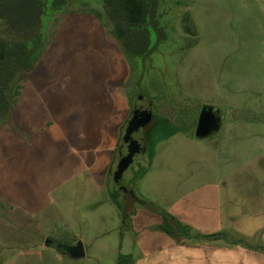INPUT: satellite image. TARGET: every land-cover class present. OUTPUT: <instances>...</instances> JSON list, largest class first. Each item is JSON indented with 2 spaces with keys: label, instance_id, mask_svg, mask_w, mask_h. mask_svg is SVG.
<instances>
[{
  "label": "rangeland",
  "instance_id": "1",
  "mask_svg": "<svg viewBox=\"0 0 264 264\" xmlns=\"http://www.w3.org/2000/svg\"><path fill=\"white\" fill-rule=\"evenodd\" d=\"M172 7L167 40L133 71L111 25L95 14L98 3L47 17L40 61L25 82L35 96L0 123V264H119L115 252L142 256L163 247L156 233L164 217L126 203L113 179L127 125L121 118L140 100L152 111L153 132L121 184L194 228L223 224L228 245L241 225L259 226L250 240L264 243V0ZM208 106L222 123L198 140ZM115 197L133 218L125 224ZM46 240L88 250L72 258Z\"/></svg>",
  "mask_w": 264,
  "mask_h": 264
},
{
  "label": "trees",
  "instance_id": "2",
  "mask_svg": "<svg viewBox=\"0 0 264 264\" xmlns=\"http://www.w3.org/2000/svg\"><path fill=\"white\" fill-rule=\"evenodd\" d=\"M91 1L98 3L101 11L95 14L104 17L111 25V33L119 42L121 50L132 68L137 61L145 63L167 40L168 20L166 16L174 7L187 6L189 0H0V123L7 122L15 109L23 85L29 74L38 65L46 43V19L50 15L79 8ZM171 3V4H170ZM185 29L191 33V17L184 16ZM140 79L137 82L139 85ZM131 110L133 109V101ZM122 138V137H121ZM119 140L115 153L121 154L122 145ZM116 162V161H115ZM114 163L112 168L114 167ZM111 168V169H112ZM144 203L155 207L164 217L167 225L159 228L173 238L181 240H226L224 233L203 235L195 232L190 226L181 223L154 203L143 199ZM115 202V201H114ZM120 211L122 224L130 219L127 205L115 202ZM153 211V210H151ZM155 212V211H154ZM232 245H243L264 254V245H250L242 239ZM57 251L67 255L64 245H55ZM128 256H120L119 264L128 260Z\"/></svg>",
  "mask_w": 264,
  "mask_h": 264
},
{
  "label": "crops",
  "instance_id": "3",
  "mask_svg": "<svg viewBox=\"0 0 264 264\" xmlns=\"http://www.w3.org/2000/svg\"><path fill=\"white\" fill-rule=\"evenodd\" d=\"M30 87L32 88V86L28 82L23 85L17 102L18 111L19 109H21L22 102L27 97L33 98L35 96L32 93L30 94V92L28 93V89ZM129 115L130 107L126 109L124 115L122 116L121 123L127 121L129 119ZM176 134L178 133H173V135ZM111 149H113V146L110 147V150ZM115 196H117L118 198L119 194L115 193ZM143 199L146 198L143 196ZM114 201L118 202V199H116L115 197ZM114 201H112L113 204H115ZM148 201L151 202V200ZM170 214L176 217L181 223L190 226L192 229H194L195 232H199L203 235L218 234L220 233V231H223L220 230L223 229V224L219 228L217 226V230H215L213 227H209L208 229H198L194 228L195 224L190 222L186 217L180 216L179 214H176L174 212H170ZM224 230L229 231L227 228H225ZM232 231L239 239H242L244 242L250 245L253 244L250 239L255 238L256 235L260 233L259 226L257 227L256 225L254 227L246 225L236 226V228H233ZM156 234H158L157 236L159 240L163 242V247H161L157 252H151L150 254H144L142 256H137L132 253L123 254L120 252H115L113 255H111V259L119 263L120 256H128L130 257L128 259L130 264H264L263 253L252 250L251 248H247L243 245H228L223 240H202L198 244L190 245L183 244V242L181 241H175L173 238L169 237L161 230L160 233ZM258 243H260V241ZM81 244L84 247L86 255L88 246L83 243ZM45 246L56 248L55 246L47 245L46 243ZM102 254L105 255V253Z\"/></svg>",
  "mask_w": 264,
  "mask_h": 264
},
{
  "label": "water",
  "instance_id": "4",
  "mask_svg": "<svg viewBox=\"0 0 264 264\" xmlns=\"http://www.w3.org/2000/svg\"><path fill=\"white\" fill-rule=\"evenodd\" d=\"M143 106H144L143 103L137 104L135 106V109L132 112V117L128 122L125 134L123 136L124 142H130L128 148V155L125 158L121 159L118 165V171L114 176L115 182H119L125 170L133 162L134 156L139 154L141 151V146L136 141L132 140V135L139 132L141 128L146 127L153 120L152 111L150 109L141 110ZM213 111L214 108L209 106L204 107L201 110L194 133L196 139L204 140L207 137H209L212 133L219 130L217 122L215 121V114ZM124 191L128 194V196H130L131 198L135 199L137 202L140 203V200L136 198V196L133 194L132 191H130L126 187L124 188ZM143 206L149 210H153L157 213H160L159 210H157L155 207L149 204L144 203ZM52 243H53L52 241L46 240L47 245H52ZM66 253L68 256L72 258H82L85 256V250L81 243L77 244L74 247L67 248Z\"/></svg>",
  "mask_w": 264,
  "mask_h": 264
},
{
  "label": "flooded vegetation",
  "instance_id": "5",
  "mask_svg": "<svg viewBox=\"0 0 264 264\" xmlns=\"http://www.w3.org/2000/svg\"><path fill=\"white\" fill-rule=\"evenodd\" d=\"M140 99H142V98H140ZM141 103H142L141 100H140V102H136V103H134V105H133V109L131 110L130 115H129V119L127 120V125H128V122L130 121V119H131V117H132V112H133V110L135 109V106H136L137 104H141ZM146 109H150V108H149L148 105L144 104V106L142 107L141 110H146ZM213 112H214V114H215V121L217 122V125H218V127H219V129H220V126H221V123H222V122H221V118L219 117V113H218V111H217L215 108H214V111H213ZM153 122H154V116H153V120L151 121V123H149L146 127L141 128V129H147L146 131H149V132L146 134L145 137L137 138V137H134V134L132 135V140H133V141H136V142L141 146V151H140V153H142V152H146V150H147V144L149 143V137L151 136V133L153 132V128H152V124H153ZM127 125H126V127H125L124 132L126 131ZM141 129H140V130H141ZM140 130H139V131H140ZM137 133H138V132H137ZM137 133H135V134H137ZM124 134H125V133H124ZM123 136H124V135H123ZM121 142H122V143H121V145H122V150H123L124 148H126V149L128 150L130 142H124V141H123V137H122V139H121ZM127 155H128V154H123V153L121 152V154L119 155V159H118V165H119L121 159L125 158ZM126 170H127V169H126ZM126 170H125V171H126ZM117 171H118V166H117L116 171H115V173H114V175H113V179H114V176H115V174H116ZM121 179H122V176H121L119 182H115V181H114V183H115L117 189L119 190L120 195L123 196L125 202L127 203L129 199H133V198H131L130 196H128V194L124 191V188H125V187L121 184ZM136 198H137V197H136ZM137 199H138V198H137ZM133 200H135V199H133ZM135 201H136V200H135ZM136 202H137V201H136Z\"/></svg>",
  "mask_w": 264,
  "mask_h": 264
}]
</instances>
